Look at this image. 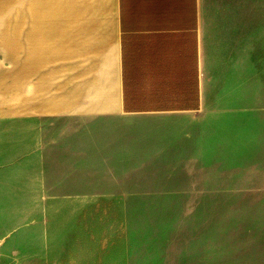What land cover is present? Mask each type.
I'll use <instances>...</instances> for the list:
<instances>
[{
    "label": "crops",
    "instance_id": "1",
    "mask_svg": "<svg viewBox=\"0 0 264 264\" xmlns=\"http://www.w3.org/2000/svg\"><path fill=\"white\" fill-rule=\"evenodd\" d=\"M74 4L69 0L75 20L82 11ZM113 7L105 31L97 21L83 28L84 49L94 56L85 77L66 75L62 60L61 99L45 72L37 92L16 105L19 173L35 175L24 181L36 183L28 193L40 213L33 222L45 229L36 245L48 246L35 264H176L169 239L178 228L156 207L184 205L188 218L189 205L217 201L220 184L245 177L231 171L227 151L235 122L239 134L246 123L248 137L264 128L258 0H113ZM31 9L32 16L61 14L49 5ZM3 21L0 44L17 64L15 32ZM27 32L26 55L20 52L33 81L39 37ZM171 182L175 191H165ZM169 193L181 197H158ZM144 207L153 208L142 216ZM143 233L166 240L144 251Z\"/></svg>",
    "mask_w": 264,
    "mask_h": 264
},
{
    "label": "rangeland",
    "instance_id": "2",
    "mask_svg": "<svg viewBox=\"0 0 264 264\" xmlns=\"http://www.w3.org/2000/svg\"><path fill=\"white\" fill-rule=\"evenodd\" d=\"M49 1L9 0L6 6L0 9V32L6 28L3 20L10 19L17 47V64H13L7 58L5 48L0 44V264H35L41 256L48 255L47 245H36L45 232L44 228L33 222L40 213L36 199L28 196L31 190H36V183L24 181L35 175L19 173L21 164L19 151L20 149L23 151L24 146H19L17 140L16 105L20 108L22 103L25 104V95H30L31 90L36 91L37 78L40 73L45 72L49 76L46 84L56 97L61 99L62 60L65 63V74L68 71L76 78L79 76L84 78L85 72L91 69V62L94 60L93 54L84 49L81 34L83 28L89 27L91 21L104 25V31L107 24L110 26L113 24V0H76L82 12L75 20L69 12V0L56 2L61 10L60 15L47 13L43 16L36 14L32 16L33 4L39 7L49 5ZM258 3L259 19H262L264 0H258ZM26 7H29V13ZM59 21L62 24L64 41L62 47L56 31L58 30L56 23ZM52 25L55 28V36L50 33ZM28 30L32 34L38 33L39 37L36 54L39 62L31 64V74L35 79L33 81H30L29 62L22 58L28 49L26 42ZM66 37L68 42L65 41ZM110 53L112 54V51ZM44 65H47V68H44ZM259 117L262 127L264 114H260ZM54 122L63 124L64 120L60 118ZM234 125L238 130V122ZM245 126L246 123L242 131L240 130L241 135L237 130L234 132L233 148L230 139L227 149L230 154V165L235 166L231 171L243 172L245 177L242 181L237 178L226 181L225 185L220 184L215 202L207 201L211 198L207 197L201 205H189L191 215L188 218L182 217L184 205L156 207L160 215L165 214L167 209L174 219L176 229L178 228L175 233L170 231L169 239L174 242L177 250L176 264H264V128L255 133L256 135L250 133L248 137L244 130ZM175 187L174 182H171L169 186L165 185V191H175ZM227 188L230 189L228 194L224 193L227 192L225 191ZM166 196L181 197L171 193L158 197ZM153 207L142 208V216ZM41 215L45 216L44 211ZM143 235L148 237L143 239L144 251H148L147 249L154 245L160 246L166 240L152 237L151 233ZM141 241H137V247L141 246ZM154 242L157 243L152 245Z\"/></svg>",
    "mask_w": 264,
    "mask_h": 264
},
{
    "label": "bare ground",
    "instance_id": "3",
    "mask_svg": "<svg viewBox=\"0 0 264 264\" xmlns=\"http://www.w3.org/2000/svg\"><path fill=\"white\" fill-rule=\"evenodd\" d=\"M74 7L75 8H79V6L77 4H74ZM49 9H50V12H58V11H61L60 8H59V6H58V4H49Z\"/></svg>",
    "mask_w": 264,
    "mask_h": 264
}]
</instances>
